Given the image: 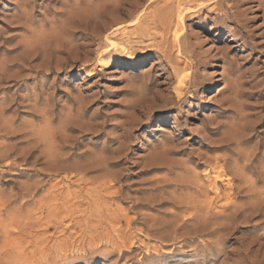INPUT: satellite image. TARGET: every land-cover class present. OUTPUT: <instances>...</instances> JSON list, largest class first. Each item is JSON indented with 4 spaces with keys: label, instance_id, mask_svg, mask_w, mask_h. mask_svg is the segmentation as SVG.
<instances>
[{
    "label": "rangeland",
    "instance_id": "1",
    "mask_svg": "<svg viewBox=\"0 0 264 264\" xmlns=\"http://www.w3.org/2000/svg\"><path fill=\"white\" fill-rule=\"evenodd\" d=\"M178 1L0 0V264L260 258L264 0Z\"/></svg>",
    "mask_w": 264,
    "mask_h": 264
},
{
    "label": "bare ground",
    "instance_id": "2",
    "mask_svg": "<svg viewBox=\"0 0 264 264\" xmlns=\"http://www.w3.org/2000/svg\"><path fill=\"white\" fill-rule=\"evenodd\" d=\"M153 1V0H152ZM179 3H178V13H177V23H174V25H173V21H172V18H171V16L170 15H165V16H160V18L159 19H155V22H158V21H160L161 22V24L162 25H164L165 26V28L167 29V30H173L174 29V36H175V40L176 41H178L179 39H180V37H181V34H178V32L180 31V27L182 26H184V21H185V19L187 18V17H189L190 15H191V9L193 8V6H187V7H183L182 6V4H181V1L179 0L178 1ZM138 4H139V2H138ZM206 4L204 3V2H201V3H199L198 4V7L200 6V7H204ZM141 6V5H140ZM162 9H164V8H162ZM136 10V9H135ZM137 11V10H136ZM132 13V12H131ZM143 13H145V12H143ZM130 15V14H129ZM158 15V14H157ZM139 17H140V15H139ZM176 21V20H175ZM81 26V25H80ZM164 28V27H163ZM164 28V29H165ZM125 29V28H124ZM163 29V30H164ZM126 30H123V32L124 33H126L125 32ZM148 32H149V30H148ZM161 32V31H160ZM163 32V31H162ZM181 32V31H180ZM150 33V32H149ZM128 34V33H127ZM151 34V33H150ZM144 37V36H143ZM116 41V40H115ZM113 46V48H115L116 50H124L125 48H123L122 46H119V44L117 43V42H113V40H112V43H111ZM109 46V45H108ZM155 46V45H154ZM107 48V47H106ZM181 81V80H180ZM178 83V82H177ZM182 83V82H181ZM179 89V88H178ZM178 93H180L179 91H177ZM180 95V94H179ZM183 99V98H182ZM181 99V100H182ZM178 101V100H177ZM264 153V152H263ZM210 159V158H209ZM200 164V163H199ZM211 164V163H210ZM208 165V164H207ZM214 165H212V168H206L207 169V178H209V177H211V174L212 173H214L213 174V180H214V182L216 183V182H223L224 183V181L225 180H227V174L224 172V170L222 171V170H219V169H217L216 167H213ZM236 166V165H235ZM208 167H209V165H208ZM211 167V166H210ZM240 167V166H239ZM247 167H249V165H245V168H247ZM236 168H238V167H235V169ZM223 169H225V168H223ZM240 168H238V170H239ZM234 170V169H233ZM237 170V169H236ZM235 170V171H236ZM243 170H244V168H243ZM248 171V170H247ZM240 172V171H239ZM228 173V172H227ZM242 173V172H241ZM241 173H234V175H237L238 177H242V179H244L243 178V176L241 175ZM206 174V173H205ZM229 174V173H228ZM255 175V174H254ZM206 177V176H205ZM246 177V176H245ZM228 178H229V180H228V185H229V187H230V189L231 190H233L234 189V183L232 182L233 180H234V177H230V175L228 176ZM240 179V178H239ZM248 180H249V178H248ZM248 180H244L243 182L244 183H246V185L248 184L247 182H248ZM208 181H209V179H208ZM247 181V182H246ZM250 181V180H249ZM211 182V181H210ZM226 182V181H225ZM253 182H254V179H253ZM253 182H249L250 184L251 183H253ZM258 183V182H257ZM256 183V184H257ZM211 185V184H210ZM212 185H213V183H212ZM253 186H254V184H252ZM251 185V186H252ZM199 186V185H198ZM249 186V185H248ZM210 188V187H209ZM249 188V187H248ZM252 188V187H251ZM236 189V188H235ZM237 189H238V191L239 192H244V191H246L247 190V187L245 186V184L243 185H240V186H238L237 187ZM254 189V188H253ZM253 189H250V190H253ZM204 190V189H203ZM202 190V191H203ZM230 190V191H231ZM205 191V190H204ZM207 191V190H206ZM223 191V190H222ZM253 193H254V191H253ZM253 193H250V191L249 190H247L246 191V193H244L243 195H242V197H244V198H247V199H250V198H252L253 197ZM223 194V193H222ZM221 194V191H220V189L217 191V195L221 198V196H223V197H226V201L224 202L225 203V209H227L230 205L232 206V204L234 205V206H237L236 205V203H235V201H234V199H233V197H232V195H233V191L232 192H229V190H225V193L222 195ZM255 194H257V193H255ZM262 194V193H261ZM260 194V195H261ZM216 195V196H217ZM215 196V195H214ZM240 196V195H239ZM262 196V195H261ZM54 198V197H53ZM219 198V199H220ZM262 198H264L263 196H262ZM213 199V198H212ZM210 200V199H209ZM259 200V199H258ZM258 200H257V202H258ZM251 201V200H250ZM193 202V201H192ZM253 202H255V201H253ZM256 202V203H257ZM208 203H209V201H208ZM203 205V204H202ZM224 205V204H223ZM254 205H255V203H254ZM230 206V207H231ZM255 207V206H254ZM51 209H55V207L54 208H51ZM72 209V208H71ZM232 209V208H231ZM235 209V208H234ZM248 210V211H247ZM60 211V210H59ZM207 211V210H206ZM244 211L246 212L247 211V213L248 214H246L245 216H246V218H247V220H249V221H252L254 218H256V217H258V216H260V215H263L264 214V211H262V210H260V209H256V208H253V206H252V208L251 207H249L248 205L246 206V207H243V208H240V207H238L233 213H229V214H225V216L224 217H226V219L227 220H234L235 219V217L237 216V215H240V214H242V213H244ZM197 212V211H196ZM60 213H62V211L60 212ZM207 213V212H206ZM60 215V214H59ZM68 215H69V213H68ZM59 218V217H58ZM215 218V217H214ZM208 219V218H207ZM209 220V219H208ZM39 223V222H38ZM37 223V224H38ZM42 224V223H41ZM256 224V223H255ZM43 225V224H42ZM35 227V226H34ZM225 229H227L228 227H227V225L224 227ZM45 229V228H44ZM219 229V228H218ZM215 231H217V230H215ZM45 232V231H44ZM211 234V233H210ZM216 234V233H215ZM38 235V234H37ZM214 235V234H213ZM37 237V236H36ZM259 237L261 238V239H264V233H262V234H260L259 235ZM38 239V238H37ZM220 240V238H217V240L216 241H214V242H218ZM213 242V243H214ZM207 243V242H206ZM213 243H211V246L213 245ZM264 246V243H260V245H259V248H258V250H261L262 249V247ZM249 249H251V247L249 246ZM249 249H244L243 251H238V252H236V256H238V258H235V259H233V262H232V264H262L263 262H264V251L261 253V256H260V258L259 259H251L250 257H249ZM227 254V253H226ZM225 254V255H226ZM230 255V254H229ZM231 256V255H230ZM241 256V257H240ZM233 257H234V255H233ZM228 258V255L226 256V259ZM230 258V257H229ZM225 259V258H224Z\"/></svg>",
    "mask_w": 264,
    "mask_h": 264
}]
</instances>
